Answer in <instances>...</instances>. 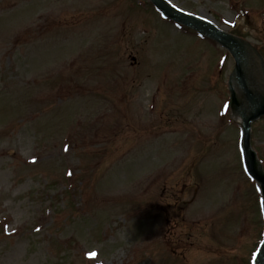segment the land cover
I'll return each mask as SVG.
<instances>
[{"label": "rangeland", "instance_id": "rangeland-1", "mask_svg": "<svg viewBox=\"0 0 264 264\" xmlns=\"http://www.w3.org/2000/svg\"><path fill=\"white\" fill-rule=\"evenodd\" d=\"M167 1L264 71V0ZM234 69L149 0H0V264H253ZM250 144L264 174V115Z\"/></svg>", "mask_w": 264, "mask_h": 264}, {"label": "water", "instance_id": "water-1", "mask_svg": "<svg viewBox=\"0 0 264 264\" xmlns=\"http://www.w3.org/2000/svg\"><path fill=\"white\" fill-rule=\"evenodd\" d=\"M152 4L171 21L191 28L201 35L214 40L218 45L227 50L235 62L234 76L243 89V95L249 108V119L244 128V156L249 174L261 186L264 195V174L257 168V158L250 146V132L252 123L264 115V98H259L248 86L243 70L244 47L242 42L218 28L216 25L198 18L190 13L181 11L169 5L165 0H150ZM232 104L237 105L238 99L234 89H230ZM260 264H264V243L261 249Z\"/></svg>", "mask_w": 264, "mask_h": 264}, {"label": "bare ground", "instance_id": "bare-ground-1", "mask_svg": "<svg viewBox=\"0 0 264 264\" xmlns=\"http://www.w3.org/2000/svg\"><path fill=\"white\" fill-rule=\"evenodd\" d=\"M244 47L243 70L249 88L260 98H264V71L263 62L256 49L247 41H242ZM230 87L237 94L238 104L232 105V118L243 129L249 119V108L243 95L242 87L237 83L235 76L230 80ZM260 98V99H261ZM258 169L262 172V166L258 164ZM259 254L255 256L254 263L259 264Z\"/></svg>", "mask_w": 264, "mask_h": 264}]
</instances>
